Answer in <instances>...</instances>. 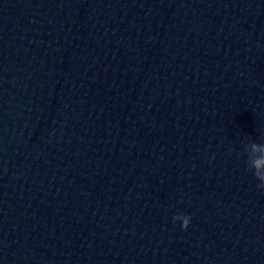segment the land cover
<instances>
[{
  "label": "water",
  "instance_id": "95a60500",
  "mask_svg": "<svg viewBox=\"0 0 264 264\" xmlns=\"http://www.w3.org/2000/svg\"><path fill=\"white\" fill-rule=\"evenodd\" d=\"M257 160L264 0H0V264H264Z\"/></svg>",
  "mask_w": 264,
  "mask_h": 264
},
{
  "label": "clouds",
  "instance_id": "9594fccd",
  "mask_svg": "<svg viewBox=\"0 0 264 264\" xmlns=\"http://www.w3.org/2000/svg\"><path fill=\"white\" fill-rule=\"evenodd\" d=\"M261 164H264V160H257L255 162V167L258 169L260 167ZM254 176L257 180H264V175H262L259 171L254 173ZM258 188L260 189H264V184H258L257 185ZM190 222H191V217L186 216V219L184 220V223L182 225L183 230L187 231V229L190 226Z\"/></svg>",
  "mask_w": 264,
  "mask_h": 264
}]
</instances>
